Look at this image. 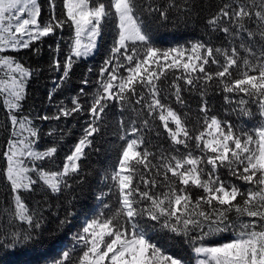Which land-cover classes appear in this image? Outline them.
Returning a JSON list of instances; mask_svg holds the SVG:
<instances>
[{
	"label": "snow or ice",
	"instance_id": "obj_1",
	"mask_svg": "<svg viewBox=\"0 0 264 264\" xmlns=\"http://www.w3.org/2000/svg\"><path fill=\"white\" fill-rule=\"evenodd\" d=\"M211 7L201 0H62L58 13L56 0H49V18L41 23L38 0H0V53L29 49L70 26L63 64L56 57L51 63L63 75L50 101L74 63L94 54L104 27L114 30L87 109L89 122L58 170L42 166L54 162L55 143L39 150V128L29 116L16 115L31 70L12 55H0V103L11 124L0 171L10 191V200L0 204V235L11 239L7 247L34 241L43 229L42 202L29 207L21 193L46 198L79 183L80 162L114 102L124 142L118 163L105 174L110 183L97 196L98 211L51 264H184L152 241L141 223L145 217L191 244L196 264H264V0H221L205 19L209 40L161 47L151 35L153 23H187ZM220 33L223 40L214 45ZM83 95L81 88L72 107L61 102L55 114L35 119L59 121L79 113ZM216 95L236 121L221 118L212 102ZM45 135L65 133L53 127ZM71 216L57 217V230ZM225 233L232 238L205 243Z\"/></svg>",
	"mask_w": 264,
	"mask_h": 264
},
{
	"label": "trees",
	"instance_id": "obj_2",
	"mask_svg": "<svg viewBox=\"0 0 264 264\" xmlns=\"http://www.w3.org/2000/svg\"><path fill=\"white\" fill-rule=\"evenodd\" d=\"M38 2L42 9L41 23H43L48 20L50 15L49 0H38ZM56 2L57 12L59 13L62 0H56ZM201 2L213 7L205 8L199 13L198 18H194L187 23H153L151 25L153 41L161 47H170L187 45L190 41L209 40L205 19L215 11V6L221 0H201ZM71 36L70 26L65 25L63 29L57 30L55 35L33 42L29 49L3 53V55L14 56L25 68L31 70L32 74L25 83V99L21 102V109L16 115L29 116L33 119L34 125L39 128L40 139L37 145L39 150L51 147L55 143L58 151L54 157V162L51 164L45 162L42 165L45 168H51V170H58L62 167L64 158L70 154L81 137L83 128L89 122L90 113L87 109L91 97L95 94L98 70L108 55L114 37V30L113 27L108 25L104 27L94 54L74 63L69 77L61 84L59 89L53 92L50 101L49 92L55 89L57 83H61L59 77L63 75L62 68L57 71L51 67V63L53 58L56 57L61 65L63 64L68 54ZM222 40L223 34L220 33L211 42L218 46ZM57 43L60 46L58 51H56ZM89 69H92V71L89 72ZM84 79H87L89 83L83 84ZM81 88L85 89V95L80 97V102L84 106L82 111L74 113L70 117L61 118L59 121L35 119L37 115L55 114L56 108L61 102L69 108L72 107L71 98L79 95ZM185 96L187 97L188 94L185 93ZM197 99L198 97H193L189 100L193 109L198 106ZM212 102L221 118L236 121L235 116L228 117L223 112L221 96H214ZM119 115L118 108L114 105V102H111L107 109L102 131L95 136L93 145L86 149V155L80 162L81 171L76 177V180L80 181L79 183H75L70 190L57 195H48L46 198L40 192L30 193L25 191L21 193L22 199L29 207H34L36 201L42 202L43 229L34 241L15 247H7L6 244H10L11 239L0 235V245H5L0 247V264H51L66 247L72 245V234L81 228L86 219L98 211L100 201L97 200V196L102 191L106 192L107 184L110 183V180H104L105 174H110L118 163L117 157L121 145L124 143L119 139L122 134L117 123ZM243 123L248 127L253 126V122L247 118H243ZM53 127H56L58 132L63 131L65 135L62 138L59 135L56 137L45 135ZM161 131H163L162 126ZM10 132L11 124L8 120L7 110L0 103V171L6 165L2 154ZM152 135L154 137V134ZM160 139L163 142V136ZM7 200H10L9 186L6 184L3 175L0 174V204ZM104 202L108 203L109 198H104ZM68 212L72 213V216L69 217L71 223L57 230L59 223L57 217L64 219ZM3 220L4 217L0 216V222H3ZM141 223L152 241L157 243L164 251L182 258L184 264H195L196 257L192 251V246L185 242L183 237L162 231L157 222L150 221L147 217L143 218ZM231 238V234L225 233L205 243H221Z\"/></svg>",
	"mask_w": 264,
	"mask_h": 264
},
{
	"label": "rangeland",
	"instance_id": "obj_3",
	"mask_svg": "<svg viewBox=\"0 0 264 264\" xmlns=\"http://www.w3.org/2000/svg\"><path fill=\"white\" fill-rule=\"evenodd\" d=\"M0 55H3V53H0ZM92 56V55H91ZM90 56V57H91ZM87 58H89V57H87ZM0 76H2V72H0ZM22 116H26V115H22ZM195 264H196V260H195Z\"/></svg>",
	"mask_w": 264,
	"mask_h": 264
}]
</instances>
